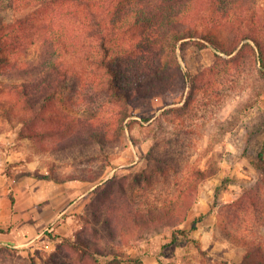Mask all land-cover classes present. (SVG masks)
I'll return each instance as SVG.
<instances>
[{
	"label": "trees",
	"instance_id": "1",
	"mask_svg": "<svg viewBox=\"0 0 264 264\" xmlns=\"http://www.w3.org/2000/svg\"><path fill=\"white\" fill-rule=\"evenodd\" d=\"M245 4L242 0H0V76L16 77L0 94V121L16 120L40 137L69 129V115L57 102L66 83L83 99H89V93L94 102L97 96H105L112 109L107 127L115 132L112 140L121 145L128 135L135 144L132 130L139 123L135 109L140 100L164 96L179 84L189 87L184 105L165 108L160 116L175 123L186 118L197 95L209 90L220 61L239 66L251 53L264 72V22L258 25L257 12ZM191 47L197 59L184 71L179 51L187 62ZM210 51L213 64H199L202 53L211 55ZM47 123L52 130L43 128ZM180 133L162 141L158 134H150L155 142L145 155L147 167L134 176H115L99 185L93 191L94 212L78 215L84 228L74 238L56 236L63 242L43 264H115L125 255L118 234L123 236L129 223L137 229L170 226L173 241L189 238L209 213L199 214L189 230L177 227L187 220L202 186L221 169L212 161L205 168L184 165L191 131L184 129L186 136ZM97 139L105 145L110 138L103 132ZM252 163L259 180L244 187L237 200L219 207L223 233L245 250L241 261L224 264H264V140ZM103 172L83 180L96 181ZM25 175L60 184L81 179ZM229 178L226 175L215 189L218 205ZM10 192L14 207V190ZM114 200L121 204L108 207L106 214L102 205ZM10 230L0 227L2 233ZM101 256L114 259L104 263Z\"/></svg>",
	"mask_w": 264,
	"mask_h": 264
},
{
	"label": "rangeland",
	"instance_id": "2",
	"mask_svg": "<svg viewBox=\"0 0 264 264\" xmlns=\"http://www.w3.org/2000/svg\"><path fill=\"white\" fill-rule=\"evenodd\" d=\"M242 1H246V9L257 12L258 25L264 22V0ZM223 7L221 4L220 8ZM249 42L253 43L252 40ZM189 50L187 62L179 51L184 71H188L195 58V48ZM210 52L211 55L202 53L199 64H213V51ZM223 57L224 60L229 59L227 55ZM245 59L239 66L220 61L216 74L211 78L213 84L209 90L197 95L186 118L177 119L175 123H169L160 116L165 108H181L189 87L179 84L164 96L140 100L135 109V119L139 123L132 130L135 144L128 135L123 136L124 143L121 145L112 140L115 132L107 128L112 122V109L105 103V96H97L94 102L89 93V99H83L80 94L70 91L66 83L60 88L57 102L64 114L69 115V129L40 137L33 133V129L24 130L23 123L16 120L0 121V198L6 196L10 200L12 188L15 200L21 204L19 207H23L29 203L31 194H36L39 201L49 192L57 191V188H48L47 185L57 182L27 176L26 173L81 178L69 181L78 185V198L81 197L76 204L68 208L62 217L46 219L42 236L34 242L18 247L0 244V264H43V260L63 242L62 238L56 236L74 238L84 228V222L78 215L86 210L94 212L91 206L96 197L92 192L94 188L115 176H134L147 167L145 155L155 142L153 136L149 137L150 134H158L162 141L173 132L184 134V129L191 131L187 133L190 141L183 154L186 157L182 161L184 165L198 164L205 168L208 161H212L215 167L221 169V173L202 186L198 201L187 220L177 228L189 230L199 214H209L198 224L197 230L190 232L189 238L180 236L175 241L170 226L155 224L150 228L137 229L129 223L123 229V236L118 234L117 242H120V249L125 255L119 256L115 264H136V260H140L141 264H224L226 261H241L245 250L223 233L219 207L237 200L244 187L255 185L260 178L252 161L256 159L264 140V72L260 71L253 54H248ZM15 78L0 76V94L3 87L11 85ZM68 98H73L72 102L64 101ZM172 102L174 105L169 104ZM47 114L50 115V110ZM158 117L162 119L151 123ZM144 118L153 119L145 123L142 121ZM43 128L52 130L49 123ZM103 132L110 138L105 145L97 139V134ZM102 172V177L96 181L83 180L97 177ZM226 175L230 176L228 189L220 196L219 203L222 204L218 205L214 198L215 189L222 184ZM42 182L46 186L42 187ZM107 204L102 205L106 214L108 207L118 208L121 202L114 200L112 204ZM25 217L28 219L26 214ZM98 228L106 234L103 226ZM112 259V256L100 257L104 263Z\"/></svg>",
	"mask_w": 264,
	"mask_h": 264
},
{
	"label": "crops",
	"instance_id": "3",
	"mask_svg": "<svg viewBox=\"0 0 264 264\" xmlns=\"http://www.w3.org/2000/svg\"><path fill=\"white\" fill-rule=\"evenodd\" d=\"M40 185L42 187L46 186L44 182ZM47 185L48 188H57V191L49 192L46 194L48 196L44 198L42 196L41 200H39L41 204H39L36 194L29 195V203H26L23 207H19L21 204L17 199L13 207L11 197L10 200L6 196L0 198V227L11 228L8 233L0 232V244H11L18 247L34 242L42 236L46 219L51 218V220H54L62 217L67 209L72 208L76 204V200L81 197L78 198L79 190L76 189L78 185L75 182L61 184L50 182ZM24 207L26 208L25 210ZM25 214L28 219L24 218ZM31 220L34 222H30ZM28 224L31 226H26Z\"/></svg>",
	"mask_w": 264,
	"mask_h": 264
}]
</instances>
